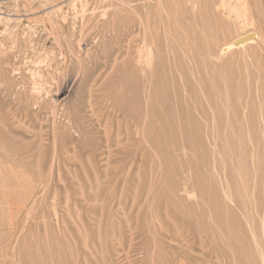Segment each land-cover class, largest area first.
I'll list each match as a JSON object with an SVG mask.
<instances>
[{"label": "rangeland", "instance_id": "374dc122", "mask_svg": "<svg viewBox=\"0 0 264 264\" xmlns=\"http://www.w3.org/2000/svg\"><path fill=\"white\" fill-rule=\"evenodd\" d=\"M1 12L0 264H261L264 0Z\"/></svg>", "mask_w": 264, "mask_h": 264}, {"label": "bare ground", "instance_id": "6f19581e", "mask_svg": "<svg viewBox=\"0 0 264 264\" xmlns=\"http://www.w3.org/2000/svg\"><path fill=\"white\" fill-rule=\"evenodd\" d=\"M242 3H243V2H242ZM234 4H235V3H234ZM2 5H3V4H2ZM233 7H235V6H233ZM229 9H231V6H230ZM231 10H232V11H233V10L236 11L234 8L231 9ZM234 11H233V12H234ZM6 12H7V11H6ZM233 12H232V13H233ZM236 12H237V11H236ZM3 15H4V14H2V12H1V13H0V22H1V20H2V21L4 20V17H5V16H3ZM7 16H8V15H7ZM2 24H4V23H2ZM245 38H246V37H245ZM249 39H250V37H249L248 39H243V38H241V39L236 38V39H235V38H234V40L231 41V42L233 43V46H238V45H241V44L247 42ZM57 43H58V42H57ZM232 43H231V44H232ZM58 44H59V43H58ZM58 44H57V46H58V48H59V45H58ZM78 46L81 47L80 44H79ZM60 51H61V50H60ZM80 51H81V50H80ZM81 52H82V51H81ZM71 53H72V52H71ZM60 54H61V53H60ZM71 55H73V54H71ZM61 56H62V55H60V57H61ZM55 57H56V56H55ZM73 57H75V56H73ZM61 58H63V57H61ZM61 58H60V59H61ZM65 58H66V57H65ZM65 58H64V59H65ZM61 60H62V59H61ZM64 61H66V59H65ZM146 61H147V60H146ZM61 62H62V61H61ZM40 63H41V62H40ZM43 63H44V62H43ZM63 63H64V62H63ZM148 63H149V62H147V64H148ZM45 64H46V63H45ZM45 64H44V65H45ZM64 64H65V63H64ZM58 65H59V64H58ZM66 65H67V64H66ZM40 66H41V65H40ZM47 66H48V65H47ZM59 66H60V65H59ZM51 70H52V69H51ZM51 70H50V71H51ZM50 77H51V76H50ZM51 78H52V77H51ZM51 78H50V79H51ZM52 79H53V78H52ZM52 79H51V80H52ZM53 80H54V79H53ZM48 82H49V81H48ZM54 82H55V81H54ZM55 83H56V82H55ZM47 85H48V84H47ZM56 85H57V84H56ZM56 85H55V86H56ZM47 87H48V86H47ZM41 90H44V89H41ZM41 90H40V91H41ZM57 90H58V89H57ZM48 92H49V91H48ZM62 93H63V92H62ZM39 94H40V92H39ZM48 94H49V93H48ZM45 95H46V94H45ZM49 96H50V95H49ZM37 97H38V96H37ZM41 99H42V98H41ZM45 99H46V98H45ZM36 100H37V99H36ZM38 101H39V100H38ZM38 101H37V102H38ZM37 102L35 103V105L37 104ZM39 102H40V101H39ZM37 105H38V104H37ZM38 106H39V105H38ZM36 107H37V106H36ZM53 107H54V105H53ZM46 109H47V108H46ZM51 109H52V108H51ZM55 109H56V108H55ZM58 109H60V108H58ZM52 110H53V109H52ZM63 110H64V109H63ZM50 111H51V110H50ZM50 111H49V112H50ZM56 111H57V110H56ZM63 112H65V111H63ZM54 113H55V112H54ZM61 113H62V111H61ZM52 114H53V113H52ZM55 115H57V114H54L53 116H55ZM0 172H1V169H0ZM3 172H4V171H3ZM260 262H261V264H264V256H262V255H261V260H260Z\"/></svg>", "mask_w": 264, "mask_h": 264}]
</instances>
